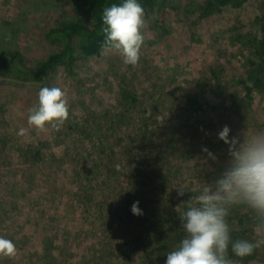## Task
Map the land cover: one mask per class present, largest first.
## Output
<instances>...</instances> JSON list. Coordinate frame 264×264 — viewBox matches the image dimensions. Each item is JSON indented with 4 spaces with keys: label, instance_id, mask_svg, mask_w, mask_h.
Here are the masks:
<instances>
[{
    "label": "rangeland",
    "instance_id": "rangeland-1",
    "mask_svg": "<svg viewBox=\"0 0 264 264\" xmlns=\"http://www.w3.org/2000/svg\"><path fill=\"white\" fill-rule=\"evenodd\" d=\"M204 2L166 0L150 12L136 66L105 48L79 55L72 75L59 67L35 82L28 69L59 49L45 34L59 20H91L87 2L0 0V236L17 249L0 264H150L137 233L162 224L165 209L186 210L192 194L177 188L190 192L223 171L228 146L219 131L264 130V79H249L258 58L239 42L262 37L264 0L201 18ZM45 86L66 92L69 119L41 130L28 114ZM144 196L161 211L148 212ZM136 201L143 215L128 226ZM229 223L233 240L260 244L242 259L229 249L232 259L264 264L255 214L235 207Z\"/></svg>",
    "mask_w": 264,
    "mask_h": 264
},
{
    "label": "clouds",
    "instance_id": "clouds-1",
    "mask_svg": "<svg viewBox=\"0 0 264 264\" xmlns=\"http://www.w3.org/2000/svg\"><path fill=\"white\" fill-rule=\"evenodd\" d=\"M102 22L106 40L104 47L123 58L127 65L136 66L145 44L146 13L139 0H122L103 9ZM69 101L59 87H41L38 103L29 109L28 123L43 130L46 125L59 127L69 119ZM23 115V113H19ZM19 135L24 134L21 129ZM218 138L228 146V160L223 171L211 182H203L190 192L177 188L178 196L191 193L188 207L181 213V228L185 237L175 250L167 254L165 264H237L235 257L251 256L260 246L247 239L233 240L229 216L231 210L246 206L257 221L264 225V130L249 134L248 128L241 135H232L225 125ZM207 159L217 156L206 147ZM121 171V165H115ZM134 215H143L139 201L133 203ZM14 241L0 236V256L16 254Z\"/></svg>",
    "mask_w": 264,
    "mask_h": 264
},
{
    "label": "trees",
    "instance_id": "trees-1",
    "mask_svg": "<svg viewBox=\"0 0 264 264\" xmlns=\"http://www.w3.org/2000/svg\"><path fill=\"white\" fill-rule=\"evenodd\" d=\"M86 2L91 20L81 22L68 19L59 20L47 31L45 34L46 40L53 45H58L59 49L38 65L28 69L33 81H44L53 75L59 67H65L72 75L74 64L79 55L84 57L99 56L105 49L106 37L102 32L104 27L102 22L103 9L113 4L118 5L122 0H86ZM139 2L145 10L146 18H149L150 12L157 7L162 10L166 5V0H139ZM245 2L246 0H205L201 6V18L208 17L226 6L240 7ZM259 22L261 23L262 37L259 38L252 34L239 36V42L250 47L258 58V63H253L254 67L249 77L256 86H259L264 79V19L259 20ZM18 57H20L19 54L13 55L14 60ZM19 63L25 67L22 62ZM246 90L248 96L251 97L252 88L247 85ZM144 198L148 199V202H144V208L148 206V212L161 211V207L156 205L153 200L149 201L150 197L144 196ZM173 204L169 202L168 207ZM149 205L153 208L150 209ZM163 212L166 214L163 216L160 214L159 217L163 221L162 224L151 225L148 231L141 232V235L137 233V238L144 239L143 253L150 264L156 262L165 264L167 254L175 250L180 240L186 235L181 228V221L180 223L178 221V225L175 224V219L180 218L181 213L175 207L165 209ZM131 214L128 226L137 225L139 220L132 212ZM143 237H146V239ZM150 258L153 260H150Z\"/></svg>",
    "mask_w": 264,
    "mask_h": 264
}]
</instances>
